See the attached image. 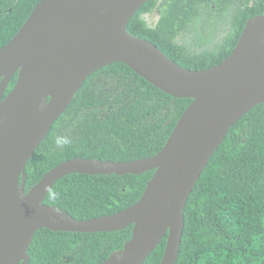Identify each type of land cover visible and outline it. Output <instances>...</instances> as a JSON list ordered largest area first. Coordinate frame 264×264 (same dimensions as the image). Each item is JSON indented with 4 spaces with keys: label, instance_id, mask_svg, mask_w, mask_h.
I'll use <instances>...</instances> for the list:
<instances>
[{
    "label": "water",
    "instance_id": "water-1",
    "mask_svg": "<svg viewBox=\"0 0 264 264\" xmlns=\"http://www.w3.org/2000/svg\"><path fill=\"white\" fill-rule=\"evenodd\" d=\"M149 0H41L18 34L0 49V264H29L41 229L111 233L133 226L121 252L103 264H143L166 234L161 264H176L184 209L211 157L230 129L264 104V58L253 49L264 15L249 21L232 53L204 70L179 66L128 24ZM123 63L177 99H192L156 155L115 164L73 158L25 192L26 166L86 80ZM18 73L15 88L3 100ZM46 107L43 108V103ZM155 171L141 199L119 213L75 220L44 203L63 178L140 175Z\"/></svg>",
    "mask_w": 264,
    "mask_h": 264
},
{
    "label": "trees",
    "instance_id": "trees-1",
    "mask_svg": "<svg viewBox=\"0 0 264 264\" xmlns=\"http://www.w3.org/2000/svg\"><path fill=\"white\" fill-rule=\"evenodd\" d=\"M40 1L0 0V49L18 34ZM157 8L160 18L151 27L143 16ZM263 15L264 0H149L127 30L155 44L179 66L204 70L225 60L247 23ZM222 26L228 32L216 43ZM188 34L194 42L181 43ZM17 80L18 73L3 100ZM192 101L161 91L123 63L100 69L86 80L27 163L25 192L73 158L115 164L156 155ZM154 173L72 174L51 189L44 203L79 221L113 215L141 199ZM183 216L176 264H264V104L230 129ZM132 234L133 226L111 233L41 229L28 249L29 264H103L124 249ZM167 240L168 234L143 264H161Z\"/></svg>",
    "mask_w": 264,
    "mask_h": 264
},
{
    "label": "rangeland",
    "instance_id": "rangeland-1",
    "mask_svg": "<svg viewBox=\"0 0 264 264\" xmlns=\"http://www.w3.org/2000/svg\"><path fill=\"white\" fill-rule=\"evenodd\" d=\"M160 14H161V10L160 8H157L153 13L145 15L143 16V18L146 20L149 26L153 27L158 22L160 18ZM227 32H228V27L222 26L220 28L219 35L215 39V42L216 43L220 42V40L226 35ZM180 42L183 44H187V43L192 44L194 42V37L193 35H189V34L185 35L181 38ZM213 46H214V43L211 44L210 47H213ZM253 49L256 53H258L261 57L264 58V35L261 38H259V40L254 44ZM45 107H46V102L43 103V108Z\"/></svg>",
    "mask_w": 264,
    "mask_h": 264
}]
</instances>
